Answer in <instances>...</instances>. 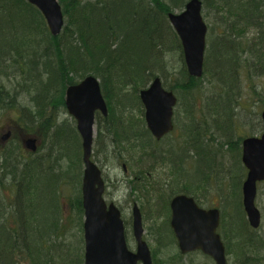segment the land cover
Segmentation results:
<instances>
[{"label":"rangeland","instance_id":"rangeland-1","mask_svg":"<svg viewBox=\"0 0 264 264\" xmlns=\"http://www.w3.org/2000/svg\"><path fill=\"white\" fill-rule=\"evenodd\" d=\"M57 1L64 14L63 56L84 76L73 85L93 76L109 108L95 116L90 161L101 172L105 201L122 214L128 249L136 252V206L153 264H214L181 253L170 227V200L187 193L201 209H220L227 264H264V183L258 185L256 228L242 191V142L264 133V0H201L208 31L203 73L194 84L167 15L150 0ZM161 1L177 15L188 2ZM116 8L133 23L140 19L138 25L143 12L152 21L140 27V36L132 22L112 18ZM0 13L6 23L0 27V139L11 131L0 140V264H84L85 164L66 96L48 108L46 126L35 133L21 120L25 108L34 109L38 88L59 83L52 33L25 1L0 0ZM107 52L118 62L111 70L105 66L101 78L94 70ZM156 78L176 97L173 129L159 140L139 98ZM15 95L16 108L9 110ZM31 137L36 150L27 152L22 141Z\"/></svg>","mask_w":264,"mask_h":264},{"label":"water","instance_id":"water-1","mask_svg":"<svg viewBox=\"0 0 264 264\" xmlns=\"http://www.w3.org/2000/svg\"><path fill=\"white\" fill-rule=\"evenodd\" d=\"M36 6L47 20L53 36L61 33L64 18L57 0H26ZM201 2L191 0L180 15L169 14L171 24L179 35L184 49L185 62L190 76L201 77L207 32L201 16ZM141 100L146 108V121L157 138L172 130V114L176 103L171 92L162 88L156 79L149 89L141 92ZM66 107L76 119L78 130L83 139V161L85 172L82 194L85 211L84 238L85 264H152L151 254L143 241V227L138 208L134 207V235L138 244L137 253L128 249L125 226L120 210L108 205L104 199V182L101 172L90 161L93 127L96 111L107 115L108 109L102 96L100 84L93 76L87 77L79 85L70 86L66 92ZM264 119V112L262 114ZM6 136L3 140H7ZM25 146L36 150L35 140L29 139ZM243 161L249 170L244 184V205L253 227L260 223V213L255 207L256 184L264 180V135L249 138L243 143ZM171 225L186 253L202 250L215 258L218 264H226L225 251L220 236L219 211H204L198 208L192 199L185 196L175 198L171 204Z\"/></svg>","mask_w":264,"mask_h":264},{"label":"trees","instance_id":"trees-1","mask_svg":"<svg viewBox=\"0 0 264 264\" xmlns=\"http://www.w3.org/2000/svg\"><path fill=\"white\" fill-rule=\"evenodd\" d=\"M181 1L185 2L187 0H181ZM150 2L152 3V5H154L159 10V12H160V13H158L159 15L164 14L163 16H165L166 14H168L170 12L168 5L164 4L161 0H150ZM112 13L115 14V17L112 14V18L116 22L118 20H120V21L123 20L124 22H129V23L132 22V20H130L128 17H126V15H127L126 13H124L123 11L117 10V8L112 10ZM141 17H142V23L141 24L138 25L140 19L136 20L135 23L132 22L134 24V26L137 27V34H139L140 36L142 35V32H143V30L142 31L140 30V27H142L146 23H149L150 21H152V19L150 18L152 16H149V18H148V16H146L144 12H143V16H141ZM157 19H159L158 16H157ZM3 22H4L3 16L0 15V27L6 24V23L3 24ZM99 24L101 25V28L103 26H105L104 22H103V26H102V21H100ZM134 33H135V30L131 31V35H133ZM143 36H145V33L143 34ZM143 36L141 37L142 43H143ZM116 38H117V36H116ZM52 41L55 44L56 50H57L59 57H60V58H58V63H57V66L59 69V74H60V79H59V83L56 85L42 86V87L38 88L36 91V94H35L36 96L33 97V100H32V103L35 106V107H33L34 109L25 108L22 111L21 120L27 125L28 131L32 132V133H35V131H37L39 128H41L43 126H46V122L48 119V115H47L48 108H52V110H53L60 103L62 104L64 102V95H65L67 87L77 83V81H76L77 79H82L84 77L83 75H80L77 68H75L76 66L74 64H69L67 62V58L65 56H63V51H62L61 42H60V36L52 37ZM125 42H126V39L123 42V46L126 45ZM108 53L109 52H107V55L109 56V58H106L104 60V62L100 63L97 66V68L94 70L98 77H101V78L104 77L103 75H98V74L104 70L105 66H107V68H109V70H111L110 68L114 67L116 65V63L118 62V60L116 59L117 56H115V58H113V55L108 54ZM115 53H116V50H114V52L112 54H115ZM119 62L121 63V61H119ZM196 82H198V79L190 78L191 84H194ZM1 94L2 93H0V104L5 105V102L2 101V99H1V96H2ZM6 94H8V92H6ZM13 98L14 99H10L11 100L10 102H7V109H9V110H13L16 108V105H17L16 95ZM43 122H44V125L42 124Z\"/></svg>","mask_w":264,"mask_h":264},{"label":"flooded vegetation","instance_id":"flooded-vegetation-1","mask_svg":"<svg viewBox=\"0 0 264 264\" xmlns=\"http://www.w3.org/2000/svg\"><path fill=\"white\" fill-rule=\"evenodd\" d=\"M182 195H186V196H188V197H192V196H190L189 194H187V193H184V194H182ZM178 196V195H177ZM193 198V197H192ZM194 199V198H193ZM171 202H172V199L170 200V204H171ZM194 202H196V200L194 199ZM197 203V202H196ZM213 208H216V207H212L211 209H213ZM207 209H209V208H207ZM217 209H219V208H217ZM171 210V209H170ZM221 212V211H220ZM222 217V216H221ZM219 231V230H218ZM219 234L221 235V233L219 232ZM221 238H222V235H221ZM196 253H198V254H201L206 260H210L211 262H214V264H216V262L214 261V259L212 258V257H210V256H208V255H206V254H204L201 250H195V251H191L190 253H187V254H185V255H190V254H196Z\"/></svg>","mask_w":264,"mask_h":264},{"label":"bare ground","instance_id":"bare-ground-1","mask_svg":"<svg viewBox=\"0 0 264 264\" xmlns=\"http://www.w3.org/2000/svg\"><path fill=\"white\" fill-rule=\"evenodd\" d=\"M117 10H120L119 8H117ZM111 16H112V12H111ZM113 16L115 17V14H113Z\"/></svg>","mask_w":264,"mask_h":264}]
</instances>
